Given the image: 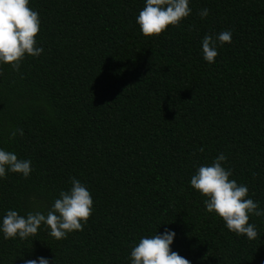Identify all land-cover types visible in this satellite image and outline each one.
<instances>
[{"label": "trees", "instance_id": "1", "mask_svg": "<svg viewBox=\"0 0 264 264\" xmlns=\"http://www.w3.org/2000/svg\"><path fill=\"white\" fill-rule=\"evenodd\" d=\"M145 4L29 0L43 52L18 72L0 64V149L32 171L0 178V225L9 210L46 215L72 177L94 203L64 239L46 225L27 239L0 231V264H131L132 247L165 229L191 264H264V216L250 214L256 239L237 236L190 184L223 153L264 210V0H189L179 26L151 37L136 22ZM226 30L208 63L204 36Z\"/></svg>", "mask_w": 264, "mask_h": 264}, {"label": "clouds", "instance_id": "2", "mask_svg": "<svg viewBox=\"0 0 264 264\" xmlns=\"http://www.w3.org/2000/svg\"><path fill=\"white\" fill-rule=\"evenodd\" d=\"M189 0H146L145 7L136 17L140 30L146 37L162 34L170 25L179 26L191 14ZM209 10L204 8L199 15L207 17ZM40 31L39 13L29 7V0H0V64H9L19 71L26 54L40 56L42 47L37 46L36 36ZM230 30L213 37L206 34L202 40L203 58L214 63L220 45L231 43ZM10 138L23 136L22 128L10 132ZM204 151L203 148L200 149ZM226 156L220 153L211 165H200L190 184L206 199L208 212H215L224 221L227 229L237 236L254 240L259 233L254 224L249 223L250 214L264 216V210L254 200L247 198L249 189L230 179L232 170L226 169L223 162ZM31 160L19 159L10 151L0 149V178L8 172L22 174L27 178L31 171ZM93 199L88 188L75 177L71 178V188L61 191L47 214L40 211L28 212L26 216L9 210L3 217L0 231L5 239L35 237L41 225L48 227L49 235L60 240L73 231H82L92 215ZM176 233L165 229L162 234L142 237L131 249V264H191V261L171 249ZM24 264H49L45 257L25 260Z\"/></svg>", "mask_w": 264, "mask_h": 264}]
</instances>
